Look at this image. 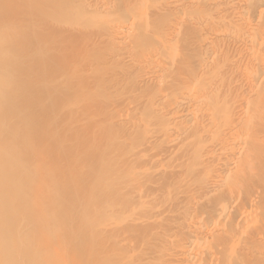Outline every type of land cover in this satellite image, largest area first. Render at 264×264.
<instances>
[{
  "label": "bare ground",
  "instance_id": "6f19581e",
  "mask_svg": "<svg viewBox=\"0 0 264 264\" xmlns=\"http://www.w3.org/2000/svg\"><path fill=\"white\" fill-rule=\"evenodd\" d=\"M0 264H264V0H0Z\"/></svg>",
  "mask_w": 264,
  "mask_h": 264
}]
</instances>
